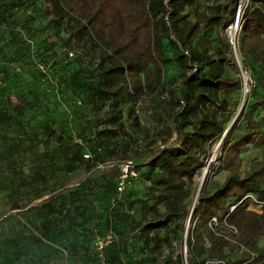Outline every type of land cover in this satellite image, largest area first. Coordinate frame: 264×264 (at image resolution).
Here are the masks:
<instances>
[{
    "label": "rangeland",
    "instance_id": "rangeland-1",
    "mask_svg": "<svg viewBox=\"0 0 264 264\" xmlns=\"http://www.w3.org/2000/svg\"><path fill=\"white\" fill-rule=\"evenodd\" d=\"M61 1L64 17L50 0L0 6V264H53L72 246L81 260L88 257L84 246L98 252L92 264H105V248L108 263L116 264L115 241L131 264H264V228L251 242L239 232H223L231 240H222L192 212L201 193L197 177L205 174L203 189L210 193L229 174L241 178L264 159V90L255 86L260 71L264 79V0ZM185 21L193 26V46L206 40L211 49L182 44L177 26ZM103 44L137 65L127 73L137 88L135 103L111 108L114 98L98 92L92 101L89 84L98 82ZM205 75L219 80L203 87L198 78ZM222 75L229 85H220ZM182 106L190 116L232 126L233 139L223 149L224 130L207 142L184 215L155 231L166 241L145 248L133 237L136 224L154 215L149 206L166 210L161 199L148 197L158 169L149 179L150 167L136 166L138 175L118 189L120 166L144 162L171 135L172 115ZM247 112L256 139L238 147L229 163L228 146L251 129ZM243 204L264 214V203L251 195ZM193 229L201 237L190 247ZM97 240L104 241L100 250Z\"/></svg>",
    "mask_w": 264,
    "mask_h": 264
},
{
    "label": "trees",
    "instance_id": "trees-1",
    "mask_svg": "<svg viewBox=\"0 0 264 264\" xmlns=\"http://www.w3.org/2000/svg\"><path fill=\"white\" fill-rule=\"evenodd\" d=\"M3 2L4 0H1L0 6ZM50 2L54 7L56 16L64 17V14H67L61 0H50ZM189 23L190 21H185L177 26L178 32L182 36V44H188L189 48L211 49L206 40L198 41L193 46L192 42L195 34L193 35V26ZM157 46L158 50H160L159 55H162L163 52L160 49V44H157ZM116 53L115 50H111L106 44L99 46V56L95 65L98 82L96 84H89L92 101L94 102L93 97L96 92L100 96H111L114 98V101L110 103L111 108L121 102L135 103L137 101V88L130 82L127 74L128 71L135 70L137 65L134 62L132 64L123 62L118 56L119 54ZM206 72L209 73L210 71L207 69ZM221 78L220 85L226 86L231 82L224 76ZM190 80L191 78L185 84L191 83ZM218 80H213L212 76L207 75L203 78H198L200 85L203 87H212ZM255 86L264 90V79L261 76V71L257 76ZM199 95L205 96L202 92ZM222 101L224 102L223 99ZM262 101L261 99L253 104V107L261 106ZM120 117L121 114H119L117 120ZM246 121L247 127L251 128L250 131L238 135L236 140L228 146L227 152H225V157L229 160V163H232V159L236 157L238 147L256 139L258 132H255V128H253L256 124L251 116V112L246 113ZM221 122L222 120H217L216 118L200 119L199 116H190L187 112V107L182 106L172 115L170 124L171 135L161 138L158 144L150 148L148 150L149 156L144 162L140 164L131 162L137 175L138 170L136 166L150 167L149 171L144 174L149 179L152 177L151 171L155 168L158 169L154 180L155 192H150L148 197L161 199L166 205V210L163 213H158L154 206H149L147 210L153 211L154 215L151 218H144L143 222L136 224L138 233L133 237L143 240L145 248H148L149 242L157 246L159 243L166 241V239L159 238L155 231L166 227L169 223L184 215L183 200L188 194L187 187L192 182V177L196 167L199 165L200 156L204 151L205 145L225 130ZM118 126L122 128L121 122H119ZM231 131L232 126L226 131V137L222 138L223 149L233 139ZM260 137L264 142V132ZM256 164V167L248 170L241 178H236L232 174H229L210 193L202 187L197 205L192 209V212L203 219V224L206 220L207 230V220L212 215H215V213H219V218L226 216L227 221L237 227L239 238L244 239L246 242H251L264 228V214H257L254 211L247 210L245 204H243L247 195L253 197L254 203H264V186L262 185V181L264 180V159L258 161ZM132 177L135 176L129 178ZM82 229L84 228L82 227ZM209 232L211 233V231ZM200 237V231L193 229L187 238V245L190 247L196 246ZM215 237L224 240L220 236ZM110 245H113L116 249L111 254L116 264L126 262L122 260L121 254L118 252V243L115 241ZM76 249V246L68 247L64 252V256H66L64 259L82 261L78 264H92L90 262L92 256L97 257L98 254L96 252L97 254L95 253V255L94 249L92 250V248L84 246L83 255L87 254L88 257L82 256L81 260ZM95 250H97L96 247ZM104 251L105 248L100 252L103 263L110 264L108 263V255ZM240 262L241 260H237L236 263Z\"/></svg>",
    "mask_w": 264,
    "mask_h": 264
},
{
    "label": "built area",
    "instance_id": "built-area-1",
    "mask_svg": "<svg viewBox=\"0 0 264 264\" xmlns=\"http://www.w3.org/2000/svg\"><path fill=\"white\" fill-rule=\"evenodd\" d=\"M1 2V0H0ZM68 55L72 56L73 52L69 51ZM137 173L135 172L133 168V164L131 162H125L123 165L120 166V174L118 176V181H117V187L118 189H122L124 182L131 176H136ZM233 208V207H232ZM207 228L211 233H213L216 236H220L224 239L231 240L227 236L223 234V232L228 233L230 236H237L238 230L237 228L229 223L225 217L219 218L216 215H212L209 217L207 220ZM234 241V240H232ZM104 241L103 240H97L95 242V247L97 250H100L103 247ZM252 258V256H251ZM122 264H130L127 262H123Z\"/></svg>",
    "mask_w": 264,
    "mask_h": 264
},
{
    "label": "crops",
    "instance_id": "crops-1",
    "mask_svg": "<svg viewBox=\"0 0 264 264\" xmlns=\"http://www.w3.org/2000/svg\"><path fill=\"white\" fill-rule=\"evenodd\" d=\"M78 263H80V261L73 260V259H69V260L62 259L60 261H54L53 264H78Z\"/></svg>",
    "mask_w": 264,
    "mask_h": 264
},
{
    "label": "bare ground",
    "instance_id": "bare-ground-1",
    "mask_svg": "<svg viewBox=\"0 0 264 264\" xmlns=\"http://www.w3.org/2000/svg\"><path fill=\"white\" fill-rule=\"evenodd\" d=\"M206 172V171H205ZM204 172V173H205ZM207 174V173H206ZM205 174L201 175L200 177H197L196 179L198 180L199 184L202 182V180L204 179ZM198 193H199V187H198Z\"/></svg>",
    "mask_w": 264,
    "mask_h": 264
},
{
    "label": "water",
    "instance_id": "water-1",
    "mask_svg": "<svg viewBox=\"0 0 264 264\" xmlns=\"http://www.w3.org/2000/svg\"><path fill=\"white\" fill-rule=\"evenodd\" d=\"M227 130H228V128L225 129L224 133H226ZM203 185H204V181L201 182V184L199 186V191L202 189Z\"/></svg>",
    "mask_w": 264,
    "mask_h": 264
}]
</instances>
